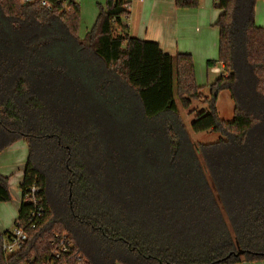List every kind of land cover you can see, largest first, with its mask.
<instances>
[{"label": "trees", "instance_id": "obj_1", "mask_svg": "<svg viewBox=\"0 0 264 264\" xmlns=\"http://www.w3.org/2000/svg\"><path fill=\"white\" fill-rule=\"evenodd\" d=\"M256 1L214 0L218 57L207 66L222 69L205 98L189 54L169 55L126 32L131 0H105L83 39L76 0H0V153L27 144L20 190L35 185L45 207L20 252L6 258L0 241V264H40L56 232L69 234L87 264L264 260V28L254 22ZM222 91L234 103L229 122L216 109ZM193 101L207 108H191ZM177 103L193 117V133L219 139L194 145ZM9 200L0 175V203ZM27 210L22 203L17 221Z\"/></svg>", "mask_w": 264, "mask_h": 264}, {"label": "rangeland", "instance_id": "obj_2", "mask_svg": "<svg viewBox=\"0 0 264 264\" xmlns=\"http://www.w3.org/2000/svg\"><path fill=\"white\" fill-rule=\"evenodd\" d=\"M79 5V23L77 35L80 39H83L86 34L93 28L96 23L97 17L105 6V0H76ZM132 7H134V1L131 0ZM175 4V0H174ZM262 4V5H259ZM264 1L257 0L254 6V22L256 26H261L264 28ZM198 11V16L189 25V33L196 34V42L193 44V64L197 73V83L201 87V94L203 97L208 98L209 90L208 86L214 82V80L219 76V74L210 73L206 61L202 60V54L206 57H210L213 53V60H217L218 57V29L215 26L217 19L220 15V11L215 9L214 0H200L198 7L195 8ZM125 20V19H124ZM130 22V21H129ZM208 24L206 28H202L201 25ZM197 31V32H196ZM215 67H220L219 63L215 64ZM208 70V71H207ZM221 71V70H220ZM180 119L184 123L187 136L189 140L194 144H208L217 141L220 137L218 133L215 132H203V133H193L190 130V123L193 119L192 116L188 115L189 110H183L180 108V104L177 103ZM198 110L206 109L207 106L197 101L192 102V107ZM234 103L230 97L228 91H222L218 94L216 100V109L218 116L221 120L229 122L233 117ZM18 144L24 145L25 150L23 151L24 161L28 157V147L24 141H19ZM200 162H203L201 157H199ZM19 191V189H18ZM9 202L0 203V231L10 230L13 227V221L15 219L14 211L9 207ZM237 264H264V260L253 261V262H240Z\"/></svg>", "mask_w": 264, "mask_h": 264}, {"label": "crops", "instance_id": "obj_3", "mask_svg": "<svg viewBox=\"0 0 264 264\" xmlns=\"http://www.w3.org/2000/svg\"><path fill=\"white\" fill-rule=\"evenodd\" d=\"M133 1L134 7H132L131 2L129 16L124 20L126 32L131 37L142 41L156 42L160 49L169 55L182 53L193 56L192 47L196 42V34L189 33L188 28L198 16V11L200 10L177 8L174 4V0ZM207 26L208 24L201 25L202 28H206ZM214 56L213 53L210 54V57H206L205 54H202L201 58L206 61L207 65L208 61H215L213 60ZM213 68L218 67H211L209 69L210 73H212L211 70ZM218 69L221 70V66ZM194 71L197 83L195 67ZM18 143L19 141L13 143L0 153V175L7 178L10 195L8 205L14 211V214L16 213L13 224L18 217L19 209L22 205L20 184L23 179V170L26 163L23 158V151L25 150L24 145ZM5 231L7 230L0 231V233Z\"/></svg>", "mask_w": 264, "mask_h": 264}, {"label": "built area", "instance_id": "obj_4", "mask_svg": "<svg viewBox=\"0 0 264 264\" xmlns=\"http://www.w3.org/2000/svg\"><path fill=\"white\" fill-rule=\"evenodd\" d=\"M29 3L31 0H23ZM45 3L42 2V6ZM130 9V6L127 7ZM213 74H219L220 69L213 68ZM22 203L28 207L22 221H16L10 230L0 233L1 249L4 256L10 257L20 252L28 241V232L35 230L39 225L45 207L42 202L40 190L35 186L26 187L21 191ZM49 252L42 257L40 264H87L86 260L73 251V243L68 233L56 232L52 235L49 242ZM34 259L30 258L20 264H35Z\"/></svg>", "mask_w": 264, "mask_h": 264}, {"label": "water", "instance_id": "obj_5", "mask_svg": "<svg viewBox=\"0 0 264 264\" xmlns=\"http://www.w3.org/2000/svg\"><path fill=\"white\" fill-rule=\"evenodd\" d=\"M242 254V252H238V255H241Z\"/></svg>", "mask_w": 264, "mask_h": 264}]
</instances>
